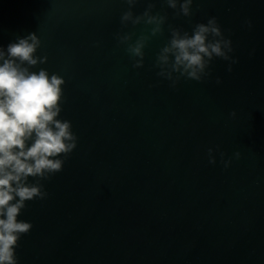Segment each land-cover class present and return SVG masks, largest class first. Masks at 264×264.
<instances>
[{"label": "water", "instance_id": "water-1", "mask_svg": "<svg viewBox=\"0 0 264 264\" xmlns=\"http://www.w3.org/2000/svg\"><path fill=\"white\" fill-rule=\"evenodd\" d=\"M151 2L168 20L133 68L115 34L134 43L151 26L121 25L126 0H0V46L36 32L47 62L30 70L65 80L57 118L78 137L47 199L18 216L33 225L18 264H264V0H193L190 18ZM211 17L238 63L214 58L209 77L171 87L153 67L168 25Z\"/></svg>", "mask_w": 264, "mask_h": 264}, {"label": "clouds", "instance_id": "clouds-1", "mask_svg": "<svg viewBox=\"0 0 264 264\" xmlns=\"http://www.w3.org/2000/svg\"><path fill=\"white\" fill-rule=\"evenodd\" d=\"M137 2L126 0L128 10L122 13L120 23L124 27L141 23L151 26L150 35L141 34L130 43L135 33L115 34L118 45H127L133 68L143 67L144 48L152 37L163 34L168 20L167 13L153 14L155 3L151 0L142 14L135 15L132 9ZM163 2L175 10L176 17L193 15V0ZM245 24L252 27L250 20ZM168 30L170 38L156 54L153 67L159 69L156 75L170 81L173 88L181 78L201 82L209 77L214 58L230 61L229 72L238 63L230 55L234 51L232 40L225 37L216 17L209 18L206 24H195L191 33L171 24ZM41 43L32 32L18 36L6 48L0 46V264H18L16 248L33 227L30 222L18 220V216L27 207L26 201L47 199L42 181L62 171L77 147L78 137L71 121L57 118L62 112L65 80L57 73L49 75L43 68L38 72L30 70L47 62V56L36 55ZM216 83H221L219 77ZM235 115L233 111L231 116ZM212 153L209 148V163L215 164ZM235 156L239 158L240 153ZM222 162L225 168L231 163Z\"/></svg>", "mask_w": 264, "mask_h": 264}]
</instances>
